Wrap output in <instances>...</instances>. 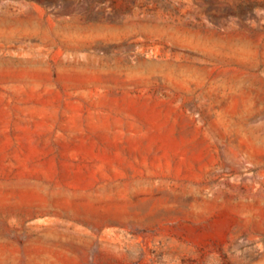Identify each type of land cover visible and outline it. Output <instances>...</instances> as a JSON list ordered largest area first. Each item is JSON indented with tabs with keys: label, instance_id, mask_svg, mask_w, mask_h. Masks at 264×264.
<instances>
[{
	"label": "rangeland",
	"instance_id": "374dc122",
	"mask_svg": "<svg viewBox=\"0 0 264 264\" xmlns=\"http://www.w3.org/2000/svg\"><path fill=\"white\" fill-rule=\"evenodd\" d=\"M0 264H264V0H0Z\"/></svg>",
	"mask_w": 264,
	"mask_h": 264
}]
</instances>
